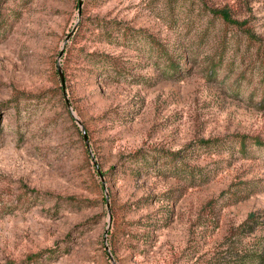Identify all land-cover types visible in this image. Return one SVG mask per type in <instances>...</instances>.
Wrapping results in <instances>:
<instances>
[{
	"label": "rangeland",
	"instance_id": "rangeland-1",
	"mask_svg": "<svg viewBox=\"0 0 264 264\" xmlns=\"http://www.w3.org/2000/svg\"><path fill=\"white\" fill-rule=\"evenodd\" d=\"M250 211L264 0H0V264H234Z\"/></svg>",
	"mask_w": 264,
	"mask_h": 264
},
{
	"label": "trees",
	"instance_id": "trees-1",
	"mask_svg": "<svg viewBox=\"0 0 264 264\" xmlns=\"http://www.w3.org/2000/svg\"><path fill=\"white\" fill-rule=\"evenodd\" d=\"M210 13L214 16H218L220 19H222L224 22L226 23H236L235 21H233L232 19H230L229 17V13L227 10L225 9H217V10H212L210 11ZM237 24V23H236ZM248 34V36L251 38V34H249L248 32H246ZM163 48L161 47V45L158 46V51L162 50ZM162 53H164V51H162ZM161 53V54H162ZM104 59L107 58L106 55L102 56ZM168 61V66H170L171 68H174L175 65H173L174 62L167 60ZM102 66H108L109 68H111V71H113L114 73H119L118 70V65L116 64V62L114 60H109L107 61L102 60L101 62ZM245 136H240L241 139H243ZM205 142H209V140H206ZM240 144H243V140H241L239 142ZM254 144H263V142L261 140L258 139H254L253 140ZM181 151H176V152H167L164 153V155L162 156V158L160 160L163 161V163L166 164V166H168L169 168H175V165L181 161L182 156H180ZM130 160L131 162H133L134 164L137 165V170L141 171V169H148V167H155L158 158L152 155H149L147 158H143L141 160V158H139L138 156V151L132 153L130 155ZM152 169V168H150ZM136 170V171H137ZM264 218V213H262L261 211H250L247 213V215L245 216V218L236 226V229L239 231V233H252L253 231H255L256 229L259 228V225H261V220L260 218ZM262 218V219H263ZM264 221V220H262ZM264 224V223H262ZM244 256L246 257H242L241 259L239 258L237 262H235L234 264H264V244H259L256 245L254 249H252L251 251H249L248 254H244ZM32 257V256H31Z\"/></svg>",
	"mask_w": 264,
	"mask_h": 264
},
{
	"label": "water",
	"instance_id": "water-1",
	"mask_svg": "<svg viewBox=\"0 0 264 264\" xmlns=\"http://www.w3.org/2000/svg\"><path fill=\"white\" fill-rule=\"evenodd\" d=\"M58 74H59L60 81H62V77H61V74L59 71H58ZM105 200H106V195H105ZM106 202H107V200H106Z\"/></svg>",
	"mask_w": 264,
	"mask_h": 264
}]
</instances>
